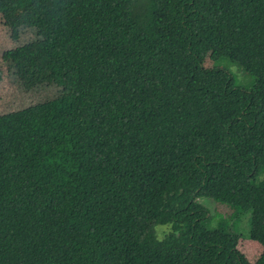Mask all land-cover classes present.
Segmentation results:
<instances>
[{"label": "trees", "instance_id": "obj_1", "mask_svg": "<svg viewBox=\"0 0 264 264\" xmlns=\"http://www.w3.org/2000/svg\"><path fill=\"white\" fill-rule=\"evenodd\" d=\"M43 1L0 14L38 9L40 36ZM144 2L161 65L0 113V264H264V0ZM232 183L211 225L197 198Z\"/></svg>", "mask_w": 264, "mask_h": 264}, {"label": "rangeland", "instance_id": "obj_2", "mask_svg": "<svg viewBox=\"0 0 264 264\" xmlns=\"http://www.w3.org/2000/svg\"><path fill=\"white\" fill-rule=\"evenodd\" d=\"M59 3H64V8H58ZM43 4L47 9L43 19L52 23L51 29L34 39L32 34L25 38L26 30L0 33V53L11 47L4 57L0 54V113L44 102L60 92L64 83L75 89L161 65L162 55L144 0H49ZM18 11L3 13L6 21L11 18L12 30L25 29L34 22L29 6ZM0 22L4 23L1 14ZM6 36L16 44L11 45ZM204 65L225 67L234 86L247 89L252 84V77L234 63L208 59ZM233 183L197 198L208 209L211 225L221 215L229 216L231 209L221 202L229 201ZM237 226L235 230L242 236L236 249L254 262L262 248L247 238L249 213L246 229L243 223ZM163 230L164 226L157 225L156 235Z\"/></svg>", "mask_w": 264, "mask_h": 264}, {"label": "crops", "instance_id": "obj_3", "mask_svg": "<svg viewBox=\"0 0 264 264\" xmlns=\"http://www.w3.org/2000/svg\"><path fill=\"white\" fill-rule=\"evenodd\" d=\"M33 10V12H34V15H35V11L36 10H38V9H32ZM44 11V12H43ZM43 11H41L42 12V17H43V15H44V13H45V9L43 10ZM3 20H4V23H1L0 22V33L2 32V31H7L6 32V34L7 33H15V32H12V29H11V27L10 26H12V24H13V22H12V20H11V18H9V19H7V21H6V16H4L3 17ZM28 28V27H27ZM27 28H25V29H27ZM42 30L41 31H47V30H49V29H51L50 27L49 28H47V29H45V28H41ZM21 32H23V29H21V30H19V33L21 34ZM33 35V39L36 37H38V36H36L35 35V33L31 30V29H27V31H25V33L23 34V35H25V38L27 37V36H29V35ZM6 40L9 42V43H11V45H13V43H15L16 44V40H13L12 38H10V37H8V36H6ZM19 45V44H18ZM17 45V46H18ZM9 49H11V47L9 48Z\"/></svg>", "mask_w": 264, "mask_h": 264}]
</instances>
